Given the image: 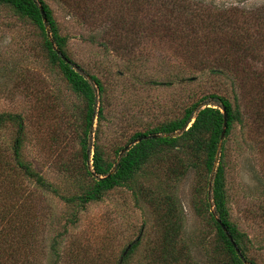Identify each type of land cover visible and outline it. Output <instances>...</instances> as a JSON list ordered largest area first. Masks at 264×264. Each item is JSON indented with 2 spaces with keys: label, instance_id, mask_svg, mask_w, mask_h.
I'll use <instances>...</instances> for the list:
<instances>
[{
  "label": "rangeland",
  "instance_id": "obj_1",
  "mask_svg": "<svg viewBox=\"0 0 264 264\" xmlns=\"http://www.w3.org/2000/svg\"><path fill=\"white\" fill-rule=\"evenodd\" d=\"M44 1L67 39L69 58L104 88L98 97L103 120H94L88 138L91 151L97 143L113 161L115 150L129 146L134 134L182 118L195 103H201L197 109L213 103L207 99L212 94L239 104L244 124L229 144L230 211L249 240L247 257L264 264V0H180L212 14L231 9L238 26L248 22L247 41L236 48L203 35L192 43L165 33L141 34L134 0ZM224 31L222 40H227ZM213 63L223 71L212 70ZM2 114L21 117V159L46 183L38 186L11 171L12 203L24 219L40 226L42 253L35 264H119L135 243L124 264H218L214 229L196 212L197 201L210 196L212 175L207 178L194 157L182 151L159 155L134 182L96 202L76 206L63 200L89 183L80 144L84 103L46 58L38 31L7 6H0ZM16 136L13 122L0 126V152L13 167ZM91 159L92 152L89 165ZM169 211L180 225L171 253L177 263L163 240Z\"/></svg>",
  "mask_w": 264,
  "mask_h": 264
},
{
  "label": "trees",
  "instance_id": "obj_2",
  "mask_svg": "<svg viewBox=\"0 0 264 264\" xmlns=\"http://www.w3.org/2000/svg\"><path fill=\"white\" fill-rule=\"evenodd\" d=\"M133 4L137 8L135 21L141 29L139 31L141 34L165 33L170 38L192 43L199 40V35H203L201 37L208 36L214 39L217 45L227 41L232 47H237L238 43L240 45L247 41L245 37L250 24L243 21V25L238 26V20L233 18L231 9H218V12L212 14L205 10L202 12L201 9L192 10L188 6L182 5L180 0H134ZM0 6H7L16 16L29 22L38 31L41 48L46 58L51 64L57 65L69 89L84 103L85 126L80 144L83 169L89 183L79 195L72 198L62 197L63 200L74 202L76 206H85L88 203L96 202L101 199L104 193L134 182L144 167L158 159L159 155H168L174 150H179L188 154L189 157L193 156L195 162L205 171L207 178L212 175L210 196L205 195L204 199L197 201L199 207L196 212L201 218L206 217L207 224L214 229L213 248L217 256L214 257V260H217L218 264H245V262L246 264H256L253 259L247 257L249 251L247 236L240 232L232 221L227 183L230 161L229 144L231 141H235L237 127L244 124V116L239 104H232L227 99L212 94L207 99L213 103H205L199 109L197 108L201 103H195L185 109L182 118L134 134L129 140L128 151L118 160L117 158L124 147L118 148L114 152L115 159L112 161L109 157H105L102 148L97 143L94 144L93 151H91L88 141L94 120L96 119L98 124L103 120V103L98 101V97L101 98L104 93L103 85L96 76L81 72L69 58L67 39L61 34L52 9L44 0H0ZM40 9L44 13L46 26ZM231 25L234 26L233 31L227 30V28H231ZM242 26H244L245 35L240 29ZM257 26H259V21ZM46 28H48V32ZM207 30L209 34L205 33ZM222 31L227 35V40H222ZM213 65L215 66L212 70L223 71L219 68L221 66L219 63H213ZM222 109L225 110L227 122L224 139L218 151L224 124ZM7 121L16 125L17 136L13 144L14 167L5 160L4 155L0 152V169L4 168L0 174V264H35L38 261V256L42 253L37 248L40 226L34 224V219L32 221L31 217L24 219L18 206L12 203L10 192L11 190L15 191V180L10 176L11 171L21 173L38 186L44 187L46 183L29 164L24 163L21 159V135L23 133L21 117L8 114L0 115V126ZM149 136L158 137L143 139ZM96 138H98L97 132ZM138 139L142 140L133 144ZM91 152L92 165H89ZM183 153L182 155H184ZM71 216L75 217L74 214ZM217 220L225 226L242 258L236 253ZM166 223L168 226L163 236L165 251L171 256V261L177 263V259H174L171 253L176 245L175 233L178 232L180 225L171 211L167 213ZM137 245V243L131 244L129 249H126L128 251L125 250L126 255L124 252L125 256H122L119 264H124Z\"/></svg>",
  "mask_w": 264,
  "mask_h": 264
},
{
  "label": "water",
  "instance_id": "obj_3",
  "mask_svg": "<svg viewBox=\"0 0 264 264\" xmlns=\"http://www.w3.org/2000/svg\"><path fill=\"white\" fill-rule=\"evenodd\" d=\"M40 11H41V15H42L43 22H44V24H45V26H46L47 23H46V20H45V17H44V13H43L42 9H40ZM46 31L48 32V28H46ZM63 59H64V58H63ZM221 112H222V114H223V116H224V124H223V131H222V134H221V137H220V143H219V145H218V151L220 150V148H221V143H222V141H223V139H224L225 127H226V122H227V120H226L225 110L222 109ZM152 137L154 138V137H158V136H149V137H147V138H143V139H149V138H152ZM141 140H142V139H138V140H136L133 144H136V143L140 142ZM129 147H130V146H127V147H125V148L122 150V152H121L120 155H119V159L122 158V156L128 151ZM119 159H118V160H119ZM217 159H218V158L216 157V161H217ZM216 165H217V164L215 163V166H216ZM217 222L219 223L221 229H222V230L224 231V233L226 234L227 238L230 240V242H231V244L233 245V247H234L236 253L239 255L240 258H242V257L240 256V252H239V250L237 249L236 245L234 244V241H233L232 237L229 235V233H228V231L226 230L225 226H224L219 220H217ZM128 249H129V248H128ZM127 251H128V250H126V252H127ZM126 252H125V254H126ZM245 264H246V262H245Z\"/></svg>",
  "mask_w": 264,
  "mask_h": 264
}]
</instances>
